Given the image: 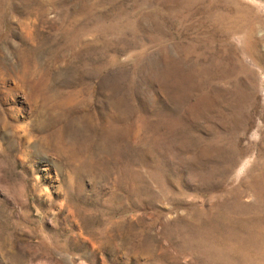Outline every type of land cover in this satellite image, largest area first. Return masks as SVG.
I'll return each mask as SVG.
<instances>
[{
	"label": "rangeland",
	"instance_id": "obj_1",
	"mask_svg": "<svg viewBox=\"0 0 264 264\" xmlns=\"http://www.w3.org/2000/svg\"><path fill=\"white\" fill-rule=\"evenodd\" d=\"M245 263L264 0H0V264Z\"/></svg>",
	"mask_w": 264,
	"mask_h": 264
},
{
	"label": "bare ground",
	"instance_id": "obj_2",
	"mask_svg": "<svg viewBox=\"0 0 264 264\" xmlns=\"http://www.w3.org/2000/svg\"><path fill=\"white\" fill-rule=\"evenodd\" d=\"M261 193V192H260ZM235 199V198H234ZM259 201V200H258ZM232 203V202H231ZM257 205V204H256ZM229 207V206H228ZM239 209V208H238ZM220 212V211H219ZM218 215V214H217ZM260 221V220H259ZM225 222V221H224ZM193 223V222H192ZM198 223V222H197ZM263 226V225H262ZM257 228V227H256ZM259 231V230H258ZM190 236V235H189ZM209 238V237H208ZM212 238V237H211ZM207 243V242H206ZM233 247V246H232ZM220 250V249H219ZM235 252V251H234ZM193 255V254H192ZM237 255V254H236ZM248 257V256H247ZM224 258V257H223ZM257 259V258H256ZM246 264V263H245Z\"/></svg>",
	"mask_w": 264,
	"mask_h": 264
}]
</instances>
